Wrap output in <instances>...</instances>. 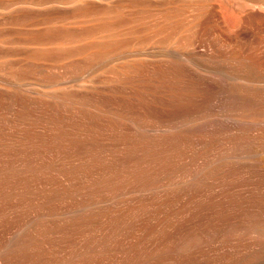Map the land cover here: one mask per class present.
I'll use <instances>...</instances> for the list:
<instances>
[{
    "label": "bare ground",
    "instance_id": "6f19581e",
    "mask_svg": "<svg viewBox=\"0 0 264 264\" xmlns=\"http://www.w3.org/2000/svg\"><path fill=\"white\" fill-rule=\"evenodd\" d=\"M218 1L192 26V49L174 39L122 54L147 73L106 88L151 104L52 99L57 117H35L46 125L1 153L0 189L14 198L0 190V264H264V0H236L230 26ZM180 162L186 173L170 169ZM231 169L245 179L222 186ZM185 181L200 200L166 207Z\"/></svg>",
    "mask_w": 264,
    "mask_h": 264
},
{
    "label": "rangeland",
    "instance_id": "374dc122",
    "mask_svg": "<svg viewBox=\"0 0 264 264\" xmlns=\"http://www.w3.org/2000/svg\"><path fill=\"white\" fill-rule=\"evenodd\" d=\"M220 1L223 0L218 2ZM221 3L224 7L221 4L220 7L225 8V10L222 9L224 10L222 15H225V21L228 22L224 24L222 20V25L226 26L229 21L228 26L233 25L235 21L231 19H236L233 16V7L238 6L239 2L224 0ZM207 5L208 0H0V155L3 151L12 152L15 149L17 151L22 138L32 137L36 133V128L38 131L37 123L41 125L43 121L35 117L41 116L42 119L57 117L58 114L52 110V99L89 100L98 101V104L105 102L107 107L116 105L121 106L123 110L124 108L130 110L132 107V111L143 104V107L151 104L144 103L145 98L141 99L140 103L131 98L127 100L124 98L125 101H122L116 97L117 89L106 87L109 85L114 87L117 80L119 84L122 82L126 85L128 83L126 80L131 82L129 77L134 76L133 74L146 72L144 70L146 64L142 63V60L140 62L139 58H136L138 62L130 57L126 58L127 61L123 57L132 49L139 50L138 48L144 49L151 46L149 48L159 50L165 48L164 44L173 43L175 39L179 41V43L176 41L177 46L182 45L183 49L190 50L191 37L192 42L194 40L192 26L198 22V16L208 14ZM201 17L200 20L208 16L202 19ZM251 26V32L254 30V33L252 32L251 41H253L250 43L254 44L252 47L258 51L256 48L261 49L260 46H263L258 45L261 44L258 40L263 35V31ZM257 29L259 33H255ZM255 34L256 36L258 34V37ZM216 37L219 41H225L224 37H222L224 39H219L218 35ZM157 42H161L159 45L162 47L157 46ZM153 44L157 48H154ZM129 73L132 76H129ZM164 73L159 72L160 75ZM84 84L86 88L83 87ZM85 89L89 91L85 92ZM35 120L38 122L35 123ZM44 123L46 121L42 125H46ZM170 169H178L180 173L181 171L186 173L189 166L180 162V164H173ZM235 170L231 169L228 174H222L223 177L219 178V180L222 178V181H217L222 182V186H229L238 179H245L239 178L241 175L238 170ZM183 186H188L186 181L164 198L166 207L172 208L180 203L178 206L185 205L184 207L189 209L192 200H200L197 192L191 190L190 186L187 188ZM0 190L6 195L5 191ZM183 194L186 196L185 199ZM189 194H193L192 197ZM57 197L58 199L48 198L50 204L54 203L55 199L58 201L62 199L56 203L64 202L61 193ZM187 197H191L192 200L191 198L188 200ZM28 201L26 202L30 204L29 206L23 202L21 203L23 206L18 208L22 210V216L34 203ZM158 202L160 201L157 199L155 203ZM13 223H6V227ZM1 235L3 234L0 233L2 238ZM1 238L0 254L4 250Z\"/></svg>",
    "mask_w": 264,
    "mask_h": 264
}]
</instances>
